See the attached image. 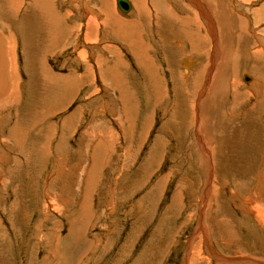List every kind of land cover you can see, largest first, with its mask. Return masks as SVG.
Returning <instances> with one entry per match:
<instances>
[{"label": "rangeland", "instance_id": "rangeland-1", "mask_svg": "<svg viewBox=\"0 0 264 264\" xmlns=\"http://www.w3.org/2000/svg\"><path fill=\"white\" fill-rule=\"evenodd\" d=\"M12 1L0 264H264V0H155L191 22L161 32L132 0L128 14L117 0Z\"/></svg>", "mask_w": 264, "mask_h": 264}, {"label": "bare ground", "instance_id": "bare-ground-1", "mask_svg": "<svg viewBox=\"0 0 264 264\" xmlns=\"http://www.w3.org/2000/svg\"><path fill=\"white\" fill-rule=\"evenodd\" d=\"M12 1V0H11ZM15 1V0H14ZM19 1V0H18ZM20 1H22V0H20ZM133 2H134V4H135V7H137V10H136V12L140 9V5H142V7H141V9H140V12H135L134 13V15H136L135 16V18H133L135 21L136 20H138V17L139 16H147L148 17V15L149 16H151V15H153V13L155 12V25H156V30L158 31H160L161 32V27H162V24H168L169 25V27L171 26V23H173V22H177V21H182L181 23L184 25V29L187 27L188 29H191V22H189L187 19H183L182 17H178L176 14V16L174 15V13H172L170 10H172V9H169L167 6V8H166V12L165 11H163V9H162V6H163V4L161 5H159V3L161 2L160 0L158 1V0H156V1H158L159 3L157 4V3H155V0H139V2L138 1H136V0H132ZM173 1V0H172ZM190 1V0H189ZM191 1H194V0H191ZM13 2V1H12ZM11 2V3H12ZM16 2V1H15ZM28 2V1H27ZM142 2H144V3H142ZM18 4H19V2H17ZM16 3V4H17ZM116 3V2H115ZM139 3H141V4H139ZM167 3V2H166ZM195 3V2H194ZM18 4H17V6H18ZM22 4V3H21ZM69 4V3H68ZM89 4V3H88ZM104 4V3H103ZM110 4H111V2H110ZM110 4H108V2L107 3H105L104 4V7H105V10L108 12L107 13V15L109 14V13H111V11H110V9H109V7L111 6ZM149 4H151V5H149ZM109 5V6H108ZM189 5V4H188ZM11 6V5H10ZM19 6H20V4H19ZM23 6V5H22ZM21 6V7H22ZM152 8H151V7ZM196 6H198L197 4H196ZM38 8H39V6H37ZM106 7H108V9L106 8ZM185 7V6H184ZM199 8H200V12L201 11H203L204 9H205V6L203 5V6H201V4H199V6H198ZM87 8H88V6H87ZM111 8V7H110ZM133 8V7H132ZM171 8V7H170ZM26 9V8H25ZM37 9V8H36ZM154 9V10H153ZM185 9V8H184ZM15 10H16V7H15ZM29 10V9H28ZM49 10V9H48ZM132 10V9H131ZM142 10V11H141ZM24 11V10H23ZM45 11V13H46V15H48V16H50V14H49V11H48V13L46 12V10H44ZM154 11V12H153ZM173 11V10H172ZM27 12V11H26ZM88 12V11H87ZM133 12V11H132ZM197 13V12H196ZM204 13H206L205 11H204ZM65 14V13H64ZM62 15V14H61ZM60 15V16H61ZM133 15V16H134ZM168 16V17H170L171 18V16L173 17V18H171V19H173V20H171L170 18L168 19V18H164L163 16ZM45 16V15H44ZM59 16V17H60ZM87 16V15H86ZM138 16V17H137ZM196 16H198L197 14H196ZM202 16L204 17V15L202 14ZM63 17H65V18H68V14H66L65 16H63ZM62 17V18H63ZM71 17V16H70ZM109 17L111 18L112 17V13L111 14H109ZM132 17V16H131ZM153 16H151V18H152ZM199 17V16H198ZM17 18V17H16ZM92 18V16H90L89 17V19H91ZM121 18V17H120ZM182 18V19H181ZM185 18V17H184ZM47 19V18H46ZM140 19V18H139ZM190 19V21H191V17L189 18ZM203 19V18H202ZM49 20V19H48ZM105 20H109L110 21V23H111V26H112V28H113V26L115 25L118 29L120 28V29H123L124 27H122L123 26V24L121 23V22H119V21H117V19H115L114 18V21H113V17L111 18V19H105ZM194 20V19H193ZM204 20H205V22H206V18H204ZM63 21H64V19H63ZM125 21V20H124ZM194 21H196L197 22V25H198V27L201 29V31H203L202 30V26L200 25L201 24V21L200 20H197V19H195ZM210 21V20H209ZM44 22H46V21H44ZM48 22V21H47ZM51 22V21H50ZM104 22V21H103ZM137 22V21H136ZM139 22V21H138ZM151 22H152V20H151ZM51 23H53V24H55V22L53 21V22H51ZM63 23V22H62ZM89 23V22H88ZM99 23V22H98ZM98 23H94V21H93V19L90 21V24H89V26H92V24H95L96 26H97V28L100 26V25H98ZM107 23V22H106ZM142 23V22H141ZM162 23V24H161ZM209 23V22H208ZM50 24V23H49ZM53 24H51V25H53ZM76 24V23H75ZM152 24V23H151ZM150 24V25H151ZM181 24V25H182ZM94 25V26H95ZM109 25V24H108ZM185 25H186V27H185ZM56 26V25H55ZM58 26V25H57ZM110 26V27H111ZM166 26V25H165ZM75 27H77V25L75 26ZM81 27V26H80ZM109 27V28H110ZM78 28V27H77ZM91 28V27H90ZM94 28V27H93ZM107 28V27H106ZM112 28H110V29H112ZM163 28V27H162ZM178 28V27H177ZM181 28V27H180ZM245 30H246V27H243ZM51 29V28H50ZM95 29V28H94ZM167 29V28H166ZM187 29V30H188ZM210 29V28H209ZM68 30V29H67ZM71 30H72V28H71ZM74 30V29H73ZM97 30V29H96ZM107 30H109L108 28L106 29V31ZM205 30V29H204ZM249 30V29H248ZM55 31H56V29H55ZM114 31V30H113ZM163 31V30H162ZM213 31H214V29H213ZM44 32V31H43ZM68 32V31H67ZM73 32V31H72ZM75 32V31H74ZM96 32V31H95ZM164 32V31H163ZM245 32H247V31H245ZM68 33H70V32H68ZM112 33V32H111ZM200 33V32H199ZM97 34V33H96ZM129 34V33H128ZM192 34V33H191ZM201 34V33H200ZM255 34H257V33H255ZM43 35V34H42ZM70 35V34H69ZM68 35V37H70ZM88 35H89V33H88ZM195 35V34H194ZM215 35V34H214ZM246 35H249V34H247L246 33ZM245 35V36H246ZM48 36V35H47ZM90 36V35H89ZM92 36V35H91ZM118 36V35H117ZM184 36L186 37L187 36V34L185 35L184 34ZM200 36H202V35H199V37ZM67 37V36H66ZM73 37V36H72ZM124 37H126V36H124ZM188 37H190V35H188ZM239 37H240V35H239ZM249 37V36H248ZM256 37H257V39L258 40H261V38L259 37V36H257L256 35ZM13 38V37H12ZM11 38V39H12ZM114 38H115V36H114ZM118 38V37H117ZM117 38H115V39H117ZM120 38V37H119ZM187 38V37H186ZM192 38V37H191ZM190 38V39H191ZM205 38H206V36H205ZM51 39V38H50ZM67 39V38H66ZM197 40H199L198 38H196ZM196 39H194V40H196ZM14 40H15V38H14ZM124 40V39H123ZM131 40V39H130ZM189 40V39H188ZM193 40V41H194ZM203 39H201L200 41H202ZM206 40V39H205ZM215 40V39H214ZM8 41V40H7ZM262 41V40H261ZM8 42H10V41H8ZM66 42V41H65ZM88 42V41H87ZM119 42V41H118ZM127 42V41H126ZM189 42H190V40H189ZM263 43H264V41H262ZM1 43V42H0ZM16 43V42H15ZM14 43V44H15ZM52 43V42H51ZM120 43V42H119ZM215 45H217V41L215 40ZM94 44V43H93ZM186 44H187V42H186ZM190 44V43H189ZM195 45H196V42L194 43ZM9 45H10V43H9ZM49 45V44H48ZM96 45V44H95ZM124 45V44H123ZM134 45V44H133ZM193 45V44H192ZM1 46V45H0ZM6 46V45H5ZM4 46V47H5ZM107 46V45H106ZM259 46H262V47H264V44L263 45H259ZM259 46H258V48H259ZM1 47H3V46H1ZM0 47V49H2ZM125 47V46H124ZM123 47V48H124ZM126 47H128V46H126ZM133 47V46H132ZM191 47V46H190ZM195 47V46H194ZM6 48V47H5ZM107 48V47H106ZM130 48V47H129ZM129 48H127V49H129ZM199 48V47H198ZM258 48H256V50L258 49ZM11 48H9V50H10ZM47 49V48H46ZM65 49V48H64ZM107 49H109V48H107ZM14 50V49H13ZM109 50H111V49H109ZM201 50H202V48H201ZM2 51H4L3 49L2 50H0V52H2ZM200 51V50H199ZM260 51V52H259ZM16 52V51H15ZM60 52V51H59ZM109 52V51H108ZM130 52V51H129ZM133 55L135 56V58L137 59V61H138V63H139V65L145 70V68H146V66H145V62H144V54H143V52H142V49H133ZM255 52H257L258 54H262V51H261V49H259L258 51H255ZM2 53H4V52H2ZM107 53V52H106ZM112 53V52H111ZM32 54V53H31ZM41 54V53H40ZM120 54V53H119ZM9 55H11L10 53H9ZM33 55V54H32ZM116 55H117V53H116ZM120 56V55H119ZM218 56V55H217ZM16 57V56H15ZM109 57H111L112 59H113V57H114V55H111V54H109ZM108 57V58H109ZM17 58V57H16ZM217 58V57H216ZM257 58V57H256ZM11 59V58H10ZM40 59V58H39ZM107 59V58H106ZM118 59V58H117ZM147 59V58H146ZM14 60V61H13ZM15 60H17V59H14V58H12V60H11V62H12V64L11 65H13V67L11 68L12 69V73L11 74H13V76H14V72H15V67H17V66H15L14 67V64L16 65L17 63H14L15 62ZM104 60V59H103ZM114 60V59H113ZM2 61V60H1ZM111 61V60H110ZM100 62V61H99ZM115 62H117L116 60L113 62V64L115 63ZM214 62H215V60H214ZM2 63V62H1ZM1 63H0V67H1ZM9 63V62H8ZM14 63V64H13ZM38 63H40V61L38 62ZM37 63V64H38ZM42 63V62H41ZM45 63V62H44ZM119 64V63H118ZM148 64V63H147ZM186 64H190L188 61H186ZM3 65V64H2ZM35 65V64H34ZM116 65V64H115ZM4 66V65H3ZM43 66V65H42ZM105 66V65H104ZM119 66V65H118ZM124 66V65H123ZM149 66H150V64H149ZM8 67V66H7ZM120 67L122 68V65H120ZM4 68V67H3ZM44 68V67H43ZM118 67L117 66H115V68H114V71L117 69ZM120 68V69H121ZM257 68L258 67H256V70H257ZM263 68V67H262ZM5 69V68H4ZM3 69V70H4ZM18 69V68H17ZM16 69V70H17ZM6 70V69H5ZM49 70V69H48ZM48 70H46V71H48ZM147 70H148V68H146V72H147ZM212 70V69H211ZM18 71V70H17ZM42 71V70H41ZM44 71V70H43ZM43 71H42V73H43ZM3 72V71H2ZM262 72V71H261ZM152 73V72H151ZM2 74V73H1ZM148 74V73H147ZM156 74V73H155ZM253 74L255 75V72L253 71ZM10 75V74H9ZM115 75H116V73H115ZM3 76V75H2ZM103 76V75H102ZM262 76V75H261ZM40 77V76H39ZM45 77H48V79L51 77V75H45ZM44 77V78H45ZM155 77V76H154ZM195 77V76H194ZM4 78H5V76H4ZM13 78V77H12ZM28 78H30L29 76H28ZM250 78V77H249ZM260 78V77H259ZM15 79V77L13 78V80ZM17 79V78H16ZM251 79V78H250ZM2 80H0V82H1ZM15 81V80H14ZM57 81V80H56ZM155 81V80H154ZM160 81V80H159ZM158 81V82H159ZM251 81H253L252 79H251ZM17 82H18V79H17ZM67 82V81H66ZM201 82V81H200ZM263 82V81H262ZM261 82V83H262ZM56 83V82H55ZM68 83V82H67ZM155 83V82H154ZM202 83V82H201ZM249 83H250V81H249ZM260 83V84H261ZM157 84V83H156ZM7 85V84H6ZM29 85V84H28ZM56 85V84H55ZM66 85V84H65ZM68 85V84H67ZM163 85V84H162ZM14 86H15V82H14ZM115 86L116 87H118V90L121 92L120 94L122 95V97L124 98L125 97V99L126 98H128L127 97V88H124V89H122V85H120L119 83H117V84H115ZM124 86V85H123ZM3 87V86H2ZM65 87V86H64ZM115 87V88H116ZM11 88V87H10ZM53 88V87H52ZM3 89V88H2ZM15 90H13V91H16V88H14ZM17 89H18V87H17ZM158 89V88H157ZM159 90V89H158ZM161 90V89H160ZM7 91H9L8 89H7ZM123 92V93H122ZM1 93V92H0ZM2 93H4V92H2ZM13 94H14V92L12 93V95L11 96H13ZM159 95V94H158ZM8 96V95H7ZM16 96V95H15ZM10 98V97H9ZM17 98V97H16ZM3 99H5V98H3ZM6 99H8V98H6ZM123 100V99H122ZM6 101H8V100H6ZM204 118V117H203ZM200 131H201V129H200ZM201 135V134H200ZM207 139H208V137H207ZM208 142V141H207ZM210 143V142H209ZM206 151L208 152V148L206 147ZM206 154V153H205ZM209 186V185H208ZM209 188V187H208ZM155 191V190H154ZM157 191V190H156ZM155 194V193H154ZM153 194H152V192L150 193V195L149 196H152ZM148 196V195H147ZM175 204H176V202H174ZM172 206V205H171ZM174 208H175V206H173L172 208H171V212L172 211H174ZM169 210V209H168ZM264 217V216H263ZM262 219V221L264 222V218H261ZM262 221H260V222H262ZM74 233H75V229H74ZM73 233V235L68 239V240H71V239H73V236L75 235ZM69 242L67 241L65 244H66V249H67V246L68 245H70V244H72V243H69ZM69 248V247H68Z\"/></svg>", "mask_w": 264, "mask_h": 264}, {"label": "water", "instance_id": "water-1", "mask_svg": "<svg viewBox=\"0 0 264 264\" xmlns=\"http://www.w3.org/2000/svg\"><path fill=\"white\" fill-rule=\"evenodd\" d=\"M117 5L125 14H128L132 9V6L128 0H117ZM184 63H186V61H184ZM246 79L249 80V77L246 76Z\"/></svg>", "mask_w": 264, "mask_h": 264}, {"label": "crops", "instance_id": "crops-1", "mask_svg": "<svg viewBox=\"0 0 264 264\" xmlns=\"http://www.w3.org/2000/svg\"><path fill=\"white\" fill-rule=\"evenodd\" d=\"M255 22H256V24L258 23V21H255ZM260 26H261V25H260ZM261 27H263V26H261ZM241 29L245 30L243 27H241ZM246 29H247V28H246ZM246 31H247V30H246ZM251 31H252V34H253V30H252V28H251L250 32H251ZM263 31H264V30H263ZM263 31H262V32H263ZM262 32L259 30V33H260V34H259V33L255 34V32H254L253 35L255 36V38H257V37H256V35H257V36L261 37L262 39H264V33L262 34ZM247 34H248V33H247ZM216 48H218V47L216 46ZM217 50H219V49H217ZM255 67H257V66H255ZM30 80H31V79H30ZM114 89H115V90H116V89L118 90V87H116V88H114ZM119 93H121V92H119Z\"/></svg>", "mask_w": 264, "mask_h": 264}]
</instances>
